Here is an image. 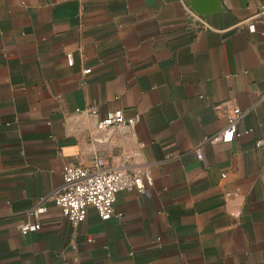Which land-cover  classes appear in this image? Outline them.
Here are the masks:
<instances>
[{"label":"crops","instance_id":"crops-1","mask_svg":"<svg viewBox=\"0 0 264 264\" xmlns=\"http://www.w3.org/2000/svg\"><path fill=\"white\" fill-rule=\"evenodd\" d=\"M219 1L197 32L185 0H0V264H264V0ZM230 104L239 135L204 142ZM116 108L139 122L98 128ZM138 142L152 185L70 224L63 166Z\"/></svg>","mask_w":264,"mask_h":264},{"label":"built area","instance_id":"built-area-1","mask_svg":"<svg viewBox=\"0 0 264 264\" xmlns=\"http://www.w3.org/2000/svg\"><path fill=\"white\" fill-rule=\"evenodd\" d=\"M264 12V5L260 7L261 14ZM185 25L193 31H205L209 29L204 17L190 8H186ZM249 32L255 31V22L249 20L246 24ZM264 34V31H263ZM67 65L72 66L73 58L71 53L66 54ZM89 69L82 70L87 74ZM244 110L235 104L224 108V125L217 132L204 137V142H229L239 135L238 123L244 115ZM138 115L125 116L120 108L108 110L103 118L97 122L100 129L135 126L139 122ZM264 146V134L255 139L254 147ZM143 142H138L137 147L132 151L121 152L117 156V162L109 165L100 154H96L89 165L67 163L61 171L62 183L60 187L50 196V200L60 210L65 219L76 226L86 216L87 209L92 207L102 220L117 216L115 205L117 194L121 191L145 192L147 186L152 185V177L147 167L139 166V159L142 156ZM196 158H201L199 146L194 148ZM48 197H41L34 208L26 212V219L17 227L21 234L35 232L40 228L39 216L46 211L44 202Z\"/></svg>","mask_w":264,"mask_h":264},{"label":"water","instance_id":"water-1","mask_svg":"<svg viewBox=\"0 0 264 264\" xmlns=\"http://www.w3.org/2000/svg\"><path fill=\"white\" fill-rule=\"evenodd\" d=\"M185 2L193 11L203 17L214 11L221 10V4L219 0H185Z\"/></svg>","mask_w":264,"mask_h":264}]
</instances>
